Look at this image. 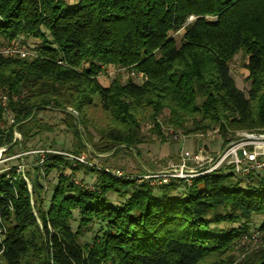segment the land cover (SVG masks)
<instances>
[{"label":"trees","instance_id":"trees-1","mask_svg":"<svg viewBox=\"0 0 264 264\" xmlns=\"http://www.w3.org/2000/svg\"><path fill=\"white\" fill-rule=\"evenodd\" d=\"M180 30L177 45L172 35ZM29 38L39 42L28 56L0 52L5 154L17 145L26 150L28 139L50 128L39 117L47 111L61 114L82 147L93 130L103 153L140 145L143 122L160 136L163 113L162 123L184 135L217 130L221 148L236 131L264 132V0H0V44ZM238 52L246 56V94L229 71ZM106 66L143 80L122 83L116 75L103 86L98 77ZM47 156L41 179L57 174L47 199L38 180L29 190L16 171L0 173V264H232L252 216L262 217L252 231L264 233L259 178L242 183L220 167L173 195L174 182L154 185L93 167L86 171L97 177L88 184L76 177L82 164ZM108 192L129 195L109 205ZM94 223L97 235L81 243L80 233ZM222 223L239 226L220 229ZM237 264H264V248Z\"/></svg>","mask_w":264,"mask_h":264},{"label":"rangeland","instance_id":"rangeland-1","mask_svg":"<svg viewBox=\"0 0 264 264\" xmlns=\"http://www.w3.org/2000/svg\"><path fill=\"white\" fill-rule=\"evenodd\" d=\"M70 1L73 0H68V2ZM204 18L208 21L215 20V17L211 16H205ZM193 19V17H190L187 22H190ZM182 33L183 31L180 30L178 33L172 35L177 45ZM38 42L39 41L37 39L33 38H29L27 40L19 39L16 43H12V45L17 44L20 47H24L28 53H32L38 45ZM0 47L1 52L4 47H7V44L1 43ZM245 62L246 56L242 52H238L229 62V71L234 80V84L236 88L244 94L247 93L249 88V83L246 81L247 71L244 68ZM116 75L120 76V81L122 83H124L127 79H132L134 82L139 84L143 80L142 75L139 76V74L130 70L115 69L112 66L104 67L98 77V80L103 86H107ZM68 111H70V109ZM71 113H73L74 116L76 115L74 112ZM165 115L166 113H163L157 120L160 124V136L156 134L157 131L151 129L152 125L149 122H143L141 124V133L143 138L140 145L135 148L118 147L114 151L103 153L98 150L100 146L98 135L93 130L88 129L87 132L91 143H87L84 147H82L81 142H78L77 139L72 136L71 130L62 125V116L59 112H42L39 114V117L43 123L48 125L50 128L47 131H42L35 137L28 139L25 146L26 150L23 149L21 145H17L13 148L12 153L5 154L3 152L7 148L1 147L0 173L10 170L16 171V173L25 180L29 190L31 189L32 180H38V184L43 188V195H45V198L47 199L50 195L51 185L55 183L57 174L56 171H52L43 181L41 179V170L38 168L42 163L40 161L47 158V155L49 154L53 155V151L66 153L76 151L78 153L75 155H82L88 165H80L76 171V177L78 179L84 177V181L86 183L93 184L97 175L91 170H88L89 172L86 171L87 167H93L95 169L107 167L109 169L119 171L123 177L128 179H136L142 176L144 180H148L147 178H144V176L155 175L160 171H169L179 166L181 163V154L183 152H196L198 148L203 146L207 154L214 156L221 149V140L217 132H206L208 135H206V133H204V135H184L180 131H175L162 123ZM9 120L5 122V128L11 124ZM78 130L80 133L84 134L81 127L78 126ZM245 133H262V131H236L234 134L235 139L240 138V135ZM13 135L14 140L22 143V138L17 132H14ZM182 140H188L189 143L187 142L185 147H181L183 143ZM93 145H96V147H93ZM186 167L190 169L194 168V165L191 162H186ZM69 173L70 172L67 170L64 171V175L66 176H69ZM189 180H172L171 182L175 183L173 195L183 191L185 184L188 183ZM128 195L129 192L124 194V196H122L120 192H108L105 194V198L109 205H118L119 203L125 202ZM76 216V212H73V220L70 222V227L73 231L77 230ZM261 221L262 217H251V226L247 228L245 235H239L240 237L237 238L239 240L235 242V246L230 253L233 257L232 264H237L249 253L259 248H264V233L258 234L255 232V238L251 233L253 232V227H257ZM238 226L239 223H222L219 225V228L229 229L237 228ZM99 229L100 224L94 223L89 230H83L80 233L78 237L79 241L83 244L90 243L97 235Z\"/></svg>","mask_w":264,"mask_h":264},{"label":"built area","instance_id":"built-area-1","mask_svg":"<svg viewBox=\"0 0 264 264\" xmlns=\"http://www.w3.org/2000/svg\"><path fill=\"white\" fill-rule=\"evenodd\" d=\"M1 52L6 56L24 57L29 55L25 48L17 44L4 47ZM213 131L216 132L217 130ZM206 135L208 134L206 133ZM240 136V138L234 139L223 146L214 156L207 154L203 146L198 148L196 152H183L179 166L169 171H160L155 175L144 176V178L151 180V183L154 185H166L172 180L186 179L187 181L191 178L215 171L220 167H228L233 176L242 183H250L254 178L264 180V132L245 133ZM52 153L64 157L74 164L88 165L82 155L59 151H53ZM186 162H191L194 168L188 169ZM96 169L114 177L122 176L119 171L107 167ZM74 183L80 185L76 180H74ZM87 188L90 187L87 186ZM252 234L255 238V231Z\"/></svg>","mask_w":264,"mask_h":264},{"label":"crops","instance_id":"crops-1","mask_svg":"<svg viewBox=\"0 0 264 264\" xmlns=\"http://www.w3.org/2000/svg\"><path fill=\"white\" fill-rule=\"evenodd\" d=\"M70 2H71V1H70ZM182 141H183V140H182ZM187 142L189 143L188 140H186V141L184 140L183 143H182V146H181V147H185V145H186Z\"/></svg>","mask_w":264,"mask_h":264},{"label":"water","instance_id":"water-1","mask_svg":"<svg viewBox=\"0 0 264 264\" xmlns=\"http://www.w3.org/2000/svg\"><path fill=\"white\" fill-rule=\"evenodd\" d=\"M6 148V147H5Z\"/></svg>","mask_w":264,"mask_h":264}]
</instances>
